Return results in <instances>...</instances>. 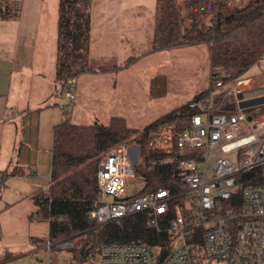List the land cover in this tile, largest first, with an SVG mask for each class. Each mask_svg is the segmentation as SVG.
I'll return each mask as SVG.
<instances>
[{"label":"built area","instance_id":"built-area-1","mask_svg":"<svg viewBox=\"0 0 264 264\" xmlns=\"http://www.w3.org/2000/svg\"><path fill=\"white\" fill-rule=\"evenodd\" d=\"M225 72L211 69L207 94L189 102L188 125L178 130L166 121L149 131L146 152L150 166L175 162L188 200L173 206L168 189L126 196L124 187L138 163H131L127 145H118L97 161L98 195L87 216L101 226L144 212L148 226L170 235L168 249L144 244L109 243L100 247V264H264V76L224 83ZM234 82L239 83L233 89ZM68 89L62 122L70 118L75 81ZM229 84L224 92L223 89ZM226 103L215 104V95ZM234 108H230L233 107ZM248 117L250 119L248 120ZM47 241L46 248L50 250ZM72 248L73 241L58 244ZM166 255L159 262V255ZM47 264H50L47 262Z\"/></svg>","mask_w":264,"mask_h":264},{"label":"trees","instance_id":"trees-1","mask_svg":"<svg viewBox=\"0 0 264 264\" xmlns=\"http://www.w3.org/2000/svg\"><path fill=\"white\" fill-rule=\"evenodd\" d=\"M155 0L153 36L150 53L185 47L206 46L210 68L225 72L224 83L237 80L264 57V0ZM14 4V3H13ZM12 7V5H11ZM8 13L0 4V18L18 15ZM92 0H58L56 22L55 80L66 85L82 74L92 73L89 65ZM166 78L150 82V95L166 93ZM158 86L161 91H158ZM207 94L204 91L191 101ZM189 102L144 127L130 128L122 118H111L108 125H70L62 122L53 130L50 187L46 194L33 197L36 216L48 222L47 241L56 244L85 236L86 243L73 249L77 259L91 261L104 244H144L154 249H168L170 235L148 226L144 212L136 213L98 226L87 216L98 195L96 171L98 158L112 148L132 144L139 155L135 175L143 181L136 195L168 189L174 196L165 220L172 217L175 204L188 200L175 170V162L150 166L153 157L146 152L150 130L174 121L177 129L188 125L192 111ZM42 244V243H41ZM89 245L87 248L86 246Z\"/></svg>","mask_w":264,"mask_h":264},{"label":"crops","instance_id":"crops-1","mask_svg":"<svg viewBox=\"0 0 264 264\" xmlns=\"http://www.w3.org/2000/svg\"><path fill=\"white\" fill-rule=\"evenodd\" d=\"M142 3L92 0L89 65L93 72L84 74L86 78L103 79L111 69L120 73L129 69L127 65L136 59L134 48L148 54L153 25L150 36L151 16L145 17ZM46 43L39 19L29 24L20 11L16 17L0 18V262L31 252V241L48 236V222L36 216L33 197L46 194L50 187L53 130L62 123L68 92L61 98L65 86L55 80V54L52 50L49 56ZM108 60L114 62L105 69ZM152 79L148 97L157 99L150 96ZM79 81L80 77L75 79V87ZM225 103L224 97L215 95L217 106ZM120 106V114L133 110L125 102ZM72 117L79 123L77 115ZM115 117L119 116L112 111L108 119Z\"/></svg>","mask_w":264,"mask_h":264},{"label":"rangeland","instance_id":"rangeland-1","mask_svg":"<svg viewBox=\"0 0 264 264\" xmlns=\"http://www.w3.org/2000/svg\"><path fill=\"white\" fill-rule=\"evenodd\" d=\"M19 6L20 14L24 20L34 25L39 19L43 24L45 40L47 39V53L52 55L56 49V22L58 0H12ZM154 1L144 0L141 5V11H144L145 17H150L149 25L151 27L154 19ZM238 0L237 3H242ZM4 7L8 5V13L14 14L13 3L8 0H0ZM149 4V6H148ZM12 5V7H11ZM148 12H150L148 14ZM19 13V12H18ZM30 26V25H29ZM151 43L148 45V54L145 51L134 48L133 60L127 66L129 69L120 73L112 69L106 71L103 79L100 77L86 78L84 74L80 75V81L77 87L74 85V98L71 103L70 118L77 115L79 123H75L73 117L68 119L70 125H108L110 113L113 111L115 116H119L126 121L130 128L142 131L145 126L159 118H163L173 110L190 102L196 95L202 93L210 84V59L209 51L206 46L185 47L169 51L150 53ZM113 60H108L103 64L105 69L112 67ZM92 66H97L92 60ZM122 66H125V64ZM158 76L166 78L165 95L156 98L148 97L149 80ZM264 76V57L254 66L245 71L239 79L253 78V85L259 86ZM77 77V78H79ZM83 77V78H82ZM70 83L63 88L62 97L66 96ZM239 83L234 82L233 89L239 88ZM229 84L224 88L227 89ZM158 91L161 87L158 86ZM207 91V90H206ZM151 96V95H150ZM153 97V96H151ZM97 101V102H96ZM99 102V103H98ZM120 102H125L133 106V110L120 114L123 107H119ZM68 99H66V104ZM109 107V108H108ZM113 108V109H112ZM231 109L234 108L230 107ZM264 107L253 109L256 113H261ZM65 112V111H64ZM113 114V113H112ZM114 116V115H113ZM130 150L131 163H139V155L132 144L127 145ZM143 188V181L135 174L127 180L124 187V194L132 196L137 194ZM31 241L29 250L31 252L13 257L10 260L2 261L0 264H100L99 257L96 256L91 261H81L76 258L73 249H80L87 242L85 236L71 239L72 248H58V244L53 245L48 250L47 237ZM65 241V242H70ZM43 244L37 250V246ZM87 248L89 245L86 246ZM205 264H223L219 262H207Z\"/></svg>","mask_w":264,"mask_h":264},{"label":"water","instance_id":"water-1","mask_svg":"<svg viewBox=\"0 0 264 264\" xmlns=\"http://www.w3.org/2000/svg\"><path fill=\"white\" fill-rule=\"evenodd\" d=\"M250 119V117H248V120ZM166 255V251H162L159 255V262H161L163 260V258L165 257Z\"/></svg>","mask_w":264,"mask_h":264}]
</instances>
